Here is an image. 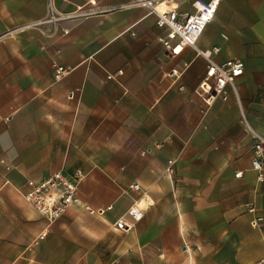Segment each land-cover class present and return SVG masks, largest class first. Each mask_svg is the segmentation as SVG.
<instances>
[{"label":"crops","instance_id":"crops-1","mask_svg":"<svg viewBox=\"0 0 264 264\" xmlns=\"http://www.w3.org/2000/svg\"><path fill=\"white\" fill-rule=\"evenodd\" d=\"M50 1L0 0V264L263 261L264 221L251 222L264 220V182L252 168L264 138V0H219L198 42L217 63H245L226 101L201 92L207 61L196 50L165 51L166 30L148 9L52 0L58 14L111 10L61 21L53 34V24L38 25ZM192 1L172 6L189 13ZM54 65L70 73L56 80ZM75 169L86 174L80 201L49 224L27 206L26 183ZM134 202L142 220L117 230ZM85 205L113 209L100 216Z\"/></svg>","mask_w":264,"mask_h":264},{"label":"built area","instance_id":"built-area-1","mask_svg":"<svg viewBox=\"0 0 264 264\" xmlns=\"http://www.w3.org/2000/svg\"><path fill=\"white\" fill-rule=\"evenodd\" d=\"M219 0H193L191 3V12L180 13L178 8L173 7V0H130L127 7H142L150 11L157 18L158 27L166 30V35L162 39L165 51L172 57L179 56L185 48H192L207 61L206 75L200 85V90L205 95L213 94L228 100V87H231L237 94L236 81L242 77L245 72V63L240 59H230L223 63H217L213 60L211 53L199 50L198 42L207 26L212 22L218 6ZM91 4L96 5L95 1ZM165 5V9H161ZM111 11L110 9H85L79 8L73 13L58 14L54 9L52 0L49 4V18L38 22L39 24H53V34L59 31L58 23L64 20H81L88 16L98 15ZM68 34L69 30H63ZM219 49H214L213 54H218ZM174 74L177 70H172ZM55 79L61 80L70 73V69L54 65ZM121 72L116 75H108V80H114ZM75 92H70L69 98H73ZM242 122L248 125L245 115ZM175 162L168 161L167 173L173 175ZM252 168L258 173L260 182H264V138L258 137L253 144ZM242 172L236 174L241 178ZM86 174L81 169H75L68 173L56 172L43 180H28L26 191L23 194L24 200L29 208L37 211L49 224L60 220L74 204L80 200L78 198V189ZM130 190H140L139 184H132ZM84 209L90 214L104 216L113 209L109 206L105 209H93L90 206H84ZM144 216L143 206L140 202H134L127 210L126 217H120L115 222V228L120 231H129L134 224L140 222ZM263 218H257L251 222L255 229L261 228ZM47 233L43 232L38 241L44 240ZM256 264H264L259 261Z\"/></svg>","mask_w":264,"mask_h":264},{"label":"bare ground","instance_id":"bare-ground-1","mask_svg":"<svg viewBox=\"0 0 264 264\" xmlns=\"http://www.w3.org/2000/svg\"><path fill=\"white\" fill-rule=\"evenodd\" d=\"M160 8H161L162 10H163V9H165V7H164V6H162V7H160Z\"/></svg>","mask_w":264,"mask_h":264}]
</instances>
